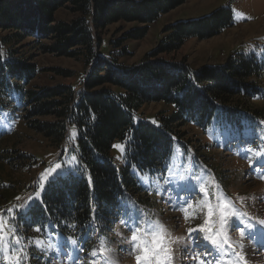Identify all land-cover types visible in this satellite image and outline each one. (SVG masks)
Segmentation results:
<instances>
[{
    "label": "trees",
    "instance_id": "1",
    "mask_svg": "<svg viewBox=\"0 0 264 264\" xmlns=\"http://www.w3.org/2000/svg\"><path fill=\"white\" fill-rule=\"evenodd\" d=\"M185 3L0 0V114L8 107L21 111L25 127L54 147L62 146L71 136L69 154L76 158L73 170L57 177L45 194L47 209L35 202L32 219L21 221L28 230L45 225L39 233L34 230V240L47 239L48 235L63 237L88 253L116 227L122 203L144 196L134 172L152 176L165 172L172 156L173 137L182 128L207 130L217 124L227 129L264 119L263 107L254 104L255 99H263L264 60L255 54L240 51L224 64L196 70L187 61L163 57L177 53L190 39H209L233 27L234 14L229 7L176 22L165 28L157 48L142 62H121L130 55L124 41L145 39L153 24ZM67 7L76 18L58 21L57 13ZM122 22L137 27L113 43L120 50L110 51L108 56L97 53L104 31ZM29 38L34 39L33 47L41 53L83 57L93 64L83 90L76 92L69 85L32 89L29 85L41 70L19 52ZM44 39L52 43L41 44ZM152 103L168 106L170 115L157 117L156 123L142 120L138 113ZM217 115L222 120L214 119ZM118 144L126 148L120 162L112 153L113 145ZM17 153V149L7 147L0 156V175L5 165L12 168ZM3 199L0 194V201ZM93 208L98 209L95 214L99 217L94 226Z\"/></svg>",
    "mask_w": 264,
    "mask_h": 264
},
{
    "label": "rangeland",
    "instance_id": "2",
    "mask_svg": "<svg viewBox=\"0 0 264 264\" xmlns=\"http://www.w3.org/2000/svg\"><path fill=\"white\" fill-rule=\"evenodd\" d=\"M221 7L232 9L233 27L209 39H190L180 51L163 57L171 61H187L193 70L224 64L230 55L240 51L255 54L259 60H264V0H186L184 5L153 24L145 39L124 41V47H127L130 55L122 58L121 62L126 65L139 64L157 48L164 37L165 28L178 21L204 17ZM75 18L76 15L68 7L56 15L58 21L71 22ZM135 27L137 25L123 22L110 25L102 35V47L97 53L108 56L110 51L120 50L116 45L113 46V43L123 39L125 34ZM42 43L51 44L52 40L44 39ZM33 44L34 39H26L19 51L41 70L38 78L29 85L32 89L69 85L75 87L76 92L83 90V83L93 64L83 57L73 59L41 53ZM56 69L67 72V75H59ZM254 104L264 109V88L263 99H255ZM21 113L8 107L0 114V156L7 147L18 151L15 154V164L12 168L5 165L2 168L3 174L0 175V194L4 197L0 201V221L5 225L4 236L7 243L12 242L13 226L19 224V235L22 237L19 247L27 253L20 264H106V257L113 264H137V255L141 256L143 264L151 253L132 250L128 242L132 232L129 226L121 223V220L128 219L129 212L149 224L166 229V234H170V239L175 241L170 245L169 241H165V246L174 250L171 264H197L195 257L200 250L197 243L203 244V250L206 249L207 243L203 239L206 233L196 231L194 234L197 243H191V250L188 252H184L183 248L189 244L188 229L203 224L205 215L210 211L213 213V222L209 227L215 230L219 238L223 232L227 235L240 252V260H246L249 264H264V256L260 252L255 254L254 250L250 249V252L254 253L253 256L246 246L250 244L247 229H252V226H262L264 229V119L259 123L249 122L241 127H230L226 131L221 130L222 126L217 124L204 132L191 126L182 128L175 135L177 142L171 159L165 166L167 171L164 175L147 177L134 172L140 183L147 187L146 192L143 199L140 200L137 196L130 204L122 206V217L118 226L107 235L109 237L98 240L96 246L85 254L73 241L58 242V239L63 237L48 235L47 239H52L53 243L45 241L46 252L41 254L40 247L32 246L38 243L33 239L35 231L28 230L25 225L21 226L19 216L12 219L13 213L5 215L6 210L12 208L26 211L22 205L29 202L30 196L42 193L48 180L57 171L59 176H64L73 170L75 156L69 154L70 138L62 146H51L49 141L25 127ZM170 113L171 108L163 103H152L144 106L138 114L142 120L156 123L157 117L169 116ZM118 145L123 147L122 144ZM112 153L116 161L123 159L120 149L115 147ZM57 165L60 166L59 169ZM185 188L188 191H184ZM185 200L189 201L192 207H182ZM240 209L258 221L256 224L248 221L242 223L243 237L237 234L240 233L239 229H242L240 226L235 230L221 226V218H226L236 225L235 221L242 216ZM105 246L109 251L104 250ZM33 252L35 255H32ZM40 254L41 258L48 261L41 263L38 259ZM48 254L51 256L47 257ZM166 256L167 252L160 253L151 264H161ZM6 257H10L12 264H15L13 250L8 247L0 252V264H10Z\"/></svg>",
    "mask_w": 264,
    "mask_h": 264
},
{
    "label": "snow or ice",
    "instance_id": "3",
    "mask_svg": "<svg viewBox=\"0 0 264 264\" xmlns=\"http://www.w3.org/2000/svg\"><path fill=\"white\" fill-rule=\"evenodd\" d=\"M0 55H2V53H0ZM214 119H216L217 121H220L222 120V117L217 115L216 117H214ZM70 139H71V136H70ZM113 147L120 149L122 153L126 152V148L122 147L121 145H113ZM117 158L119 159V157ZM73 159H76V158L73 157ZM56 167L57 169H59L60 166L57 165ZM135 168L136 166H133L134 171H135ZM59 175L60 173L57 171L56 174L48 180L47 185L43 188L42 193H37L36 196H30L28 198L29 202L24 203L22 205V208L26 209V211L22 212L20 209L9 208L6 210L5 215H7V213H13L12 219H16L17 216H19L21 221L31 220L32 219L31 214L35 206V202H39L40 205L46 210L47 203L45 201L44 196L45 194L48 193L49 188L54 186L56 182V178ZM92 183L93 182L91 180V177H89L90 187L92 186ZM183 190L188 191L187 188ZM202 190H203V187H202ZM182 207L190 208L192 207V205L189 203V201L185 200L184 205H182ZM91 211H92V225L94 226L95 221L99 219V217H97L95 214L98 211V209L93 208ZM212 215L213 213L211 211L208 212L205 215L203 224L198 225L195 228L188 229L187 240L189 241V244H186L184 246L183 248L184 252H188L191 250L190 249L191 243H197V239L196 237L192 235V233L199 231L202 234L206 232H212L213 236L204 235L203 239L206 241H209L218 253L226 255L224 248L222 247L224 241L222 239L215 238V230L209 227V225H211L213 222L211 219ZM121 223L124 224L125 226H129V230L132 232V235L128 241L131 244L132 250L138 251L141 253H151V255L148 256V258L143 261V264H151V262L154 261L155 258L159 256L160 253L162 252H167V256L162 260L161 264H171V257L174 255V250L170 246L166 247L165 241H169V245L171 243H174L175 241L170 239V234H166L165 228H159L155 225L149 224L146 220H142L141 218L135 217L131 212H129L128 214V219L121 220ZM262 223H264V221H262ZM55 226H58V225H55ZM221 226L222 227L226 226L228 229H232V230L239 228V225H233L226 218H221ZM44 227L45 225L41 223L34 230L37 233H39L43 230ZM96 231H99V230L96 229ZM240 231L243 234V229H240ZM12 232H13V236L11 238L12 242L7 243L5 241V236H4L5 225L2 221H0V252H2L5 247L12 249L13 255H15V264H20V262L25 259V256L27 255V253L25 252L24 249L19 247L20 241L22 239V237L19 235V224L16 226H13ZM180 239H184V238H180ZM35 246L40 247V244L36 243ZM197 246H199L198 243H197ZM104 250L109 251V249L106 246ZM41 252L43 253V249H41ZM210 254L211 253L207 249H205L202 254L196 253L195 258L197 259L198 264H206L205 261L200 260V257L201 255L206 257ZM93 255H95V253H93ZM6 259H9L10 264H12L10 257H6ZM136 261H137V264H142L140 255L136 256ZM106 264H113V262L108 257H106Z\"/></svg>",
    "mask_w": 264,
    "mask_h": 264
},
{
    "label": "bare ground",
    "instance_id": "4",
    "mask_svg": "<svg viewBox=\"0 0 264 264\" xmlns=\"http://www.w3.org/2000/svg\"><path fill=\"white\" fill-rule=\"evenodd\" d=\"M251 254H252V252H251ZM253 255V254H252ZM250 257H251V255H250Z\"/></svg>",
    "mask_w": 264,
    "mask_h": 264
}]
</instances>
